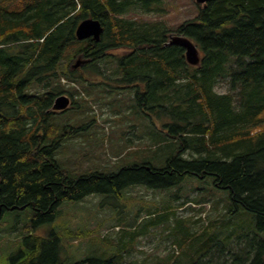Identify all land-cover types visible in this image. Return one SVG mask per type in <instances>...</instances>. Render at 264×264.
Returning a JSON list of instances; mask_svg holds the SVG:
<instances>
[{
	"label": "trees",
	"instance_id": "obj_1",
	"mask_svg": "<svg viewBox=\"0 0 264 264\" xmlns=\"http://www.w3.org/2000/svg\"><path fill=\"white\" fill-rule=\"evenodd\" d=\"M6 2L0 0V220L8 211L32 210L35 226L50 224L65 203L90 194L120 196L129 186L168 188L187 175L211 176L214 187L228 191L230 213L254 214L260 235L241 237L237 249L192 264H216L227 250L231 259L219 264H264V0H209L176 28L162 19L139 18L164 14L163 0ZM88 17L101 22V40L76 39V25ZM170 33L197 45L199 64H189L180 45H166ZM120 49L126 53H113ZM75 55L84 59L77 70L68 64ZM100 62L111 67L101 70ZM98 76L118 84L108 87L130 89L147 116L166 119L163 166L145 156L113 172H74L54 158L64 141L88 127L61 119L64 110L52 109L54 98L68 94L78 102V91L66 84L93 86ZM220 82L226 91L216 89ZM26 227V248L9 264H122L65 259L67 234L38 235ZM170 259L124 264H178Z\"/></svg>",
	"mask_w": 264,
	"mask_h": 264
},
{
	"label": "rangeland",
	"instance_id": "obj_2",
	"mask_svg": "<svg viewBox=\"0 0 264 264\" xmlns=\"http://www.w3.org/2000/svg\"><path fill=\"white\" fill-rule=\"evenodd\" d=\"M163 5L164 14L142 13L139 18L162 19L176 28L198 11L195 0H163ZM113 53L122 55L126 50ZM78 59L84 60L75 55L68 61L73 70L82 64L74 66ZM109 67L99 63L101 70ZM93 81L96 85L66 84L76 88L78 102L71 99L60 118L67 116L71 123L84 121L88 127L64 141L54 158L74 172H113L145 156L154 166H163L168 149L163 128L166 119L144 114L130 89L108 87L106 83L118 84L104 76ZM86 87L88 92L83 90ZM216 89L224 92L228 87L220 82ZM157 153L162 156L153 159ZM229 207L228 191L214 187L211 176L187 175L168 188L135 185L124 188L120 196L90 194L65 203L50 224L35 226L32 210L8 211L0 220V264H9L11 256L26 248L22 241L25 226L38 235L51 231L67 234L62 238V256L71 261L97 257L124 264L163 262L171 257L169 263L177 259L178 264H192L202 256L212 258L222 249H237L241 237L248 240L260 235L254 214L244 209L231 214ZM229 254L223 251L216 264L221 263L218 259L229 262Z\"/></svg>",
	"mask_w": 264,
	"mask_h": 264
},
{
	"label": "water",
	"instance_id": "obj_3",
	"mask_svg": "<svg viewBox=\"0 0 264 264\" xmlns=\"http://www.w3.org/2000/svg\"><path fill=\"white\" fill-rule=\"evenodd\" d=\"M209 0H195L197 4L204 5ZM103 31V26L101 22L92 17L84 18L78 22L75 27L74 34L76 39L85 40L91 38L95 41L100 39L101 33ZM167 44L180 45L184 49V56L186 61L191 65H197L200 61V51L197 45L188 37L180 34H170ZM82 61L77 60L74 66L80 64ZM71 100L66 94H60L56 96L53 100L52 109L53 110H64L68 107Z\"/></svg>",
	"mask_w": 264,
	"mask_h": 264
},
{
	"label": "bare ground",
	"instance_id": "obj_4",
	"mask_svg": "<svg viewBox=\"0 0 264 264\" xmlns=\"http://www.w3.org/2000/svg\"><path fill=\"white\" fill-rule=\"evenodd\" d=\"M5 1H6V0H5ZM26 1H27V0H26ZM7 2H8V0H7ZM7 2H6V3H7ZM17 2H18V0H17ZM117 2H118V1H117ZM12 3H13V2H12ZM27 3H28V2H27ZM79 3H80V2H79ZM7 4H8V3H7ZM15 4H16V2H15ZM28 4H29V3H28ZM54 4H55V3H54ZM9 5H10V4H9ZM9 5H8V6H9ZM24 5H25V4H24ZM79 5H80V4H79ZM8 6H7L6 8H7L8 11H10L11 8H9ZM10 6H11V5H10ZM21 6H22V5H20V7H21ZM20 7H19L20 10L23 9V8H20ZM23 7H24V6H23ZM50 7H51V6H50ZM57 7H58V6H57ZM8 8H9L10 10H9ZM14 8H15V7H13L12 9H14ZM17 8H18V7H17ZM45 8H46V7H45ZM108 8H110V7H108ZM3 9H5V8H3ZM15 9H16V8H15ZM15 9H14V10H15ZM19 9H16V10H19ZM64 9H65V8H64ZM64 9H63V10H64ZM68 9H69V8H68ZM5 10H6V9H5ZM14 10H13V11H14ZM125 10H126V9H125ZM111 12H112V10H111ZM114 12H115V11H114ZM0 13H1V11H0ZM30 13H31V12H30ZM111 16H112V15H111ZM0 17H1V16H0ZM56 17H58V16H56ZM71 17H72V15H71ZM112 17H113V16H112ZM99 18H100V17H99ZM116 19H117V18H116ZM117 20H118V19H117ZM120 20H121V19H120ZM126 20H127V19H126ZM123 22H124V21H123ZM125 22H126V21H125ZM113 23H114V22H113ZM119 23H120V22H119ZM126 23H127V22H126ZM108 24H109V23H108ZM122 24H123V23H122ZM137 24H138V23H137ZM106 25H107V24H106ZM111 25H112V24H111ZM129 25H130V24H129ZM16 27H17V26H16ZM16 27H15V28H16ZM42 27H43V26H42ZM73 27H74V26H73ZM126 27H127V26H126ZM105 28H106V27H105ZM51 31H52V30H51ZM113 31H114V30H113ZM132 32H133V31H132ZM128 33H129V32H128ZM128 33H127V34H128ZM124 34H125V33H124ZM141 34H142V33H141ZM104 35H105V34H104ZM106 35H107V34H106ZM139 36H140V35H139ZM133 37H134V36H133ZM133 37L131 38V40H133ZM126 38H127V37H126ZM106 39H107V38H106ZM110 39H111V38H110ZM122 39H123V38H122ZM100 40H101V39H100ZM114 40H115V39H114ZM162 40H164V39H162ZM118 41H119V39H118ZM129 41H130V40H129ZM88 42H89V41H88ZM122 42H123V41H122ZM136 42H137V41H136ZM79 43H81V42H79ZM98 43H99V42H98ZM106 43H108V42H106ZM124 43H128V42H126V40H125ZM134 43H135V42H134ZM91 45H92V44H91ZM107 45H108V44H107ZM140 45H141V43H140ZM78 46H79V45H78ZM83 46H84V45H83ZM96 46H97V45H96ZM103 46H105V45H103ZM172 46H173V45H172ZM98 47H99V46H98ZM100 47H101V46H100ZM165 47H166V46H165ZM169 47H170V46H169ZM95 48H96V47H95ZM170 48H171V47H170ZM23 49H24V48H23ZM65 49H66V48H65ZM98 49H100V48H98ZM104 49H105V48H104ZM136 49H137V48H136ZM57 52H58V51H57ZM63 52H64V51H63ZM63 52H60V53L63 54ZM64 53H65V52H64ZM67 53H68V52H67ZM104 54H105V53H104ZM106 54H107V53H106ZM9 55H10V54H9ZM108 55H109V54H108ZM126 56H127V55H126ZM18 58H19V57H18ZM161 59H162V58H161ZM81 60H82V59H81ZM27 61H28V60H27ZM69 61H70V60H69ZM162 61H163V59H162ZM30 63H31V62H30ZM119 63H120V62H119ZM32 65H33V64H32ZM13 71H14V70H13ZM146 75H147V74H146ZM31 77H32V76H31ZM151 78H152V77H151ZM23 80H24V79H23ZM46 82H47V81H46ZM49 82H50V81H49ZM46 85H47V84H46ZM27 87H28V86H27ZM49 88H50V87H49ZM40 98H41V97H40ZM73 98H74V97H73ZM74 99H75V98H74ZM47 103H48V102H47ZM73 103H74V102H73ZM18 104H19V103H18ZM30 104H31V103H30ZM73 105H74V104H73ZM145 109H146V108H145ZM146 162H147V161H146ZM58 208H59V207H58ZM31 249H32V248H31ZM48 249H49V248H48ZM227 251H228V250H227ZM24 256H25V255H24ZM223 260H224V259H223ZM36 262H37V261H36ZM35 264H36V263H35Z\"/></svg>",
	"mask_w": 264,
	"mask_h": 264
}]
</instances>
